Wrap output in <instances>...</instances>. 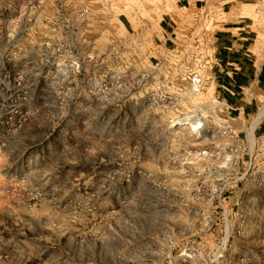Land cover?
Masks as SVG:
<instances>
[{
  "label": "rangeland",
  "instance_id": "obj_1",
  "mask_svg": "<svg viewBox=\"0 0 264 264\" xmlns=\"http://www.w3.org/2000/svg\"><path fill=\"white\" fill-rule=\"evenodd\" d=\"M5 1L0 264H264V120L226 115L188 6L224 0Z\"/></svg>",
  "mask_w": 264,
  "mask_h": 264
},
{
  "label": "crops",
  "instance_id": "obj_2",
  "mask_svg": "<svg viewBox=\"0 0 264 264\" xmlns=\"http://www.w3.org/2000/svg\"><path fill=\"white\" fill-rule=\"evenodd\" d=\"M188 6L196 14L202 13L198 17L211 46L209 83L226 115L239 121L256 117L260 120L264 114V0H224L215 6L216 12L206 2L202 9L196 2ZM52 7V0H47V14L43 17L46 23L57 22V16L51 14ZM174 24L172 13L161 18V35L166 44L173 39ZM262 132L261 121L256 133Z\"/></svg>",
  "mask_w": 264,
  "mask_h": 264
},
{
  "label": "built area",
  "instance_id": "obj_3",
  "mask_svg": "<svg viewBox=\"0 0 264 264\" xmlns=\"http://www.w3.org/2000/svg\"><path fill=\"white\" fill-rule=\"evenodd\" d=\"M25 1V3H26V5L28 6V8L29 9H35V10H40V9H43L44 8V6H45V4H46V1L47 0H24ZM56 5V4H55ZM21 18H23V20H26L27 22H35V23H44V21H43V17L41 16V15H34L33 17H31L30 18V16L28 17V16H22ZM20 18V19H21ZM66 19L64 18V17H62V16H57V22H63V21H65ZM207 41H208V39H207ZM207 44H208V42H207ZM195 81H196V83H201L202 82V79L201 78H197V79H195ZM218 99V98H217ZM219 100V99H218ZM220 102V101H219ZM257 115V114H256ZM255 115V116H256ZM262 117H264V114H262V116H261V118H260V120L262 119ZM259 120V121H260ZM261 122H258L257 123V125L255 126V128H254V130L252 131V134H253V136L255 135V134H257L256 133V131H257V126L260 124ZM201 129L198 127V128H196L195 130H193L192 129V131H200ZM240 132V131H239ZM258 136H264V132H262V133H259L258 134ZM204 153H205V151H203Z\"/></svg>",
  "mask_w": 264,
  "mask_h": 264
},
{
  "label": "bare ground",
  "instance_id": "obj_4",
  "mask_svg": "<svg viewBox=\"0 0 264 264\" xmlns=\"http://www.w3.org/2000/svg\"><path fill=\"white\" fill-rule=\"evenodd\" d=\"M262 110H264V109H262ZM261 113H262V112H261ZM256 119H257V117H256ZM185 123H188V124L191 126L192 129L197 128L196 123L193 122V121L187 120ZM254 123H256V122H254ZM250 132H251V131H250Z\"/></svg>",
  "mask_w": 264,
  "mask_h": 264
}]
</instances>
